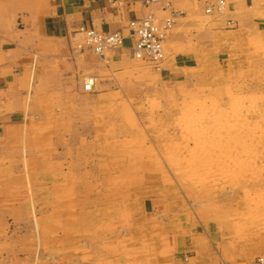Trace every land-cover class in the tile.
<instances>
[{"label":"rangeland","instance_id":"obj_1","mask_svg":"<svg viewBox=\"0 0 264 264\" xmlns=\"http://www.w3.org/2000/svg\"><path fill=\"white\" fill-rule=\"evenodd\" d=\"M192 1L156 15L164 37L184 16L194 67L83 76L86 97L55 95L0 142V264H171L173 219L264 211V0ZM43 2L0 0V32Z\"/></svg>","mask_w":264,"mask_h":264},{"label":"crops","instance_id":"obj_2","mask_svg":"<svg viewBox=\"0 0 264 264\" xmlns=\"http://www.w3.org/2000/svg\"><path fill=\"white\" fill-rule=\"evenodd\" d=\"M143 2L44 0L41 5H25L30 14L23 18V27L0 32V142L10 144L19 129L25 132L24 121L32 112H43L55 95L70 97L77 91L86 97L83 76L101 77L104 68L151 67L135 58L129 29L130 21L146 12ZM194 3L176 1L173 9L192 15L197 13ZM159 9L152 8L158 16ZM183 17L164 37V71L194 67L200 54L199 43L183 32ZM91 27L120 32L124 38L123 47L111 53L106 64L86 44L82 30ZM95 87L96 83L92 91ZM259 213L255 207L249 212L220 210L194 223L173 219L170 246L176 251L171 264H255L264 257V211L258 217Z\"/></svg>","mask_w":264,"mask_h":264},{"label":"built area","instance_id":"obj_3","mask_svg":"<svg viewBox=\"0 0 264 264\" xmlns=\"http://www.w3.org/2000/svg\"><path fill=\"white\" fill-rule=\"evenodd\" d=\"M178 0H144L143 7L146 12L129 23L131 39L133 40L134 55L138 59L150 61L158 69L165 60L164 30L171 28L173 19H168L166 26L162 25L152 8L165 4L167 8ZM206 7L207 13H220L225 7V0H200ZM82 32L86 37V44L100 57L124 45V38L120 32H106L94 27L84 28ZM94 84L88 82L85 91H92ZM255 264H264V257L257 259Z\"/></svg>","mask_w":264,"mask_h":264},{"label":"bare ground","instance_id":"obj_4","mask_svg":"<svg viewBox=\"0 0 264 264\" xmlns=\"http://www.w3.org/2000/svg\"><path fill=\"white\" fill-rule=\"evenodd\" d=\"M88 82H92V83H94V79H93L92 77H87V78H86L85 85H86V83H88Z\"/></svg>","mask_w":264,"mask_h":264}]
</instances>
